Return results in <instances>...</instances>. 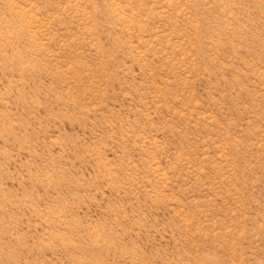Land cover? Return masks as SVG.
I'll list each match as a JSON object with an SVG mask.
<instances>
[{
	"label": "rangeland",
	"instance_id": "1",
	"mask_svg": "<svg viewBox=\"0 0 264 264\" xmlns=\"http://www.w3.org/2000/svg\"><path fill=\"white\" fill-rule=\"evenodd\" d=\"M0 264H264V0H0Z\"/></svg>",
	"mask_w": 264,
	"mask_h": 264
}]
</instances>
